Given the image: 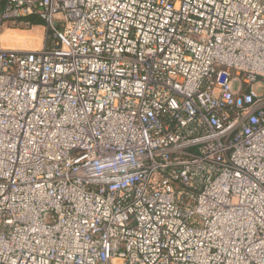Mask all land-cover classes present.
Returning <instances> with one entry per match:
<instances>
[{"label": "built area", "instance_id": "2783aa9c", "mask_svg": "<svg viewBox=\"0 0 264 264\" xmlns=\"http://www.w3.org/2000/svg\"><path fill=\"white\" fill-rule=\"evenodd\" d=\"M0 264H264V0H4Z\"/></svg>", "mask_w": 264, "mask_h": 264}, {"label": "rangeland", "instance_id": "374dc122", "mask_svg": "<svg viewBox=\"0 0 264 264\" xmlns=\"http://www.w3.org/2000/svg\"><path fill=\"white\" fill-rule=\"evenodd\" d=\"M4 0H0V9L2 7ZM1 31V30H0ZM6 33L3 36H0V41L4 44L8 43H18L19 48H25L31 46L39 47L42 44L44 36H46L47 30L42 25H33V26H8L2 31ZM1 33V35H2ZM256 90L260 91L264 87V80L255 81L252 85Z\"/></svg>", "mask_w": 264, "mask_h": 264}, {"label": "crops", "instance_id": "0c3cea01", "mask_svg": "<svg viewBox=\"0 0 264 264\" xmlns=\"http://www.w3.org/2000/svg\"><path fill=\"white\" fill-rule=\"evenodd\" d=\"M4 34H6L5 32L4 33H2V35H0V36H3ZM4 46H6V47H9V48H19V46H17V44L18 43H8L7 45L6 44H4V43H2ZM28 49H32V48H36V46H31V47H27Z\"/></svg>", "mask_w": 264, "mask_h": 264}, {"label": "trees", "instance_id": "16d2710c", "mask_svg": "<svg viewBox=\"0 0 264 264\" xmlns=\"http://www.w3.org/2000/svg\"><path fill=\"white\" fill-rule=\"evenodd\" d=\"M30 20H31V23L34 25L42 24V21L35 17L31 18Z\"/></svg>", "mask_w": 264, "mask_h": 264}]
</instances>
